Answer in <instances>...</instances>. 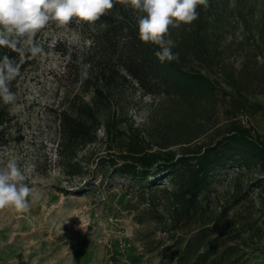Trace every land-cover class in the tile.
<instances>
[{"label": "rangeland", "instance_id": "obj_1", "mask_svg": "<svg viewBox=\"0 0 264 264\" xmlns=\"http://www.w3.org/2000/svg\"><path fill=\"white\" fill-rule=\"evenodd\" d=\"M208 3L221 20V56L213 65L192 56L187 65L217 83L215 95L193 106L184 102L175 106L166 95L153 98L143 95L136 86L121 85L117 102L112 104L115 116L122 119L120 135L105 138L102 129L98 130L97 141L79 153L85 167L80 178L69 179L61 170L57 114L72 98L80 96L88 102L91 94L73 85L69 58L56 45L60 43L77 56H88L95 27L75 20L58 27L50 21L37 33L43 52L35 57L29 53L32 62L17 83L16 101L10 107L7 143H0V168L14 159L22 170L32 169L25 181L31 189L30 208L26 213L0 210V264H112L111 255L115 254L122 264H128L126 257L130 256H140L139 264H176L186 240L211 227L221 214L235 220L241 235L235 241L224 235L219 242V252L229 246L237 250L224 264H264V200L254 185L260 176L257 167L250 165L238 177L234 167L215 173L208 200L203 203L204 212L172 229L174 203L172 185L167 180L145 188L131 178L113 174L106 165V159L117 157L131 134L130 125L154 149L169 146L179 150L183 146L193 150L215 143L230 121L249 128L254 136H264V117L250 107L258 104L264 109V46L246 39V30L235 12L239 5L250 4L256 19L261 0ZM141 13L135 12L137 19ZM190 25L170 28L167 38L173 40ZM228 73L241 77L246 85L241 92L246 97L245 108L239 112L231 108V94L236 97V93L229 89ZM60 190L83 193L66 195ZM241 193L247 196L233 205Z\"/></svg>", "mask_w": 264, "mask_h": 264}, {"label": "trees", "instance_id": "obj_2", "mask_svg": "<svg viewBox=\"0 0 264 264\" xmlns=\"http://www.w3.org/2000/svg\"><path fill=\"white\" fill-rule=\"evenodd\" d=\"M253 9L250 4L246 7L239 5L235 12L246 30V39L264 46V0H261L256 19L251 13ZM136 11L139 10L130 5L124 6L120 0H114V7L91 25L95 27V34L91 54L88 56H77L69 53L60 43L56 45L69 58L73 85L82 93L91 94L88 102H84L80 96L72 98L57 114V147L61 170L69 179L84 175V161L79 158V153L97 141L99 129H102L105 138H111L113 134L120 135L118 126L122 119L115 116L112 104L117 102L121 85L136 86L143 95L153 98L166 95L175 101V106L182 102L193 106L198 100L214 96L217 90L215 81L187 65L192 56L206 65H213L221 56V20L218 14L212 12L209 3L206 9L198 6L199 18L188 30L183 29L178 37L173 38L176 44L173 52L179 53L178 62L161 63L154 56L158 46L144 44L139 40ZM143 15L145 13L142 12L141 16ZM36 35L33 37L34 43H37ZM25 39L21 38L17 44V48L22 51L0 47V58L7 55L19 67L20 74L10 85L16 96L17 83L32 62V58H29L30 51L25 49ZM256 50L260 51L258 45ZM82 64L88 65L87 78L82 75ZM226 77L229 89L236 93V97L231 94V108L235 112L242 111L246 97L241 92L246 85L241 77L232 73H228ZM11 105L0 101L2 144L7 143L5 134L12 121ZM250 107L253 113L261 112L264 117L262 106L253 104ZM130 132L117 157H108L106 165L112 169L113 174L131 178L145 188L167 180L172 185L171 196L174 203L170 217L172 229L183 226L204 212L203 203L208 200L213 175L230 167L237 170V177L250 165L257 167L260 176L254 185L264 200V136L252 135L249 128L238 122L230 121L225 134L215 143L198 145L193 150L183 146L179 150L170 149L169 146L154 149L153 144L142 138L140 131L132 125ZM60 192L77 196L83 193ZM246 196L245 193L238 194L233 205L242 202ZM224 235L232 241L241 238L235 220L226 219L221 214L214 219L211 227L202 228L186 240L176 258V264H224L230 256L237 254L234 246L219 252L222 244L219 242H222ZM126 260L128 264H139L141 257L130 256ZM110 261L112 264H122L117 254L111 255Z\"/></svg>", "mask_w": 264, "mask_h": 264}, {"label": "clouds", "instance_id": "obj_3", "mask_svg": "<svg viewBox=\"0 0 264 264\" xmlns=\"http://www.w3.org/2000/svg\"><path fill=\"white\" fill-rule=\"evenodd\" d=\"M145 15L138 18V38L144 44L158 46L154 56L161 62L179 61V53L173 52L175 42L169 37L170 28L190 25L199 18L198 6L208 7L209 0H120ZM114 7V0H0V47L13 51L21 38L32 56L43 52L33 37L45 29L50 21L58 27L77 24H94ZM82 60V58H81ZM84 78L88 65L82 64ZM20 74L19 67L7 55L0 58V101L5 105L16 101L11 82ZM32 169H21L16 160H9L0 168V210L11 208L26 213L30 204L31 189L25 181Z\"/></svg>", "mask_w": 264, "mask_h": 264}]
</instances>
